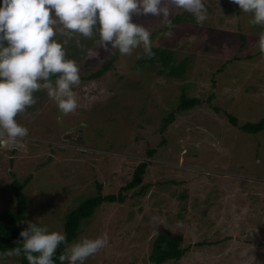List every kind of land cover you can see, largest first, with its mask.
Instances as JSON below:
<instances>
[{
    "label": "rangeland",
    "instance_id": "obj_1",
    "mask_svg": "<svg viewBox=\"0 0 264 264\" xmlns=\"http://www.w3.org/2000/svg\"><path fill=\"white\" fill-rule=\"evenodd\" d=\"M205 4L202 25L183 9H173L164 24L151 14H133L151 30L152 47L161 43L179 60L189 58L180 78L140 63L142 47L121 55L100 47L98 33L68 38L67 56L80 66L74 86L79 107L64 115L45 90L34 93L36 103L16 117L28 135L0 144V209L16 208L12 181L30 178L25 229L35 222L63 232L66 215L98 195V183L103 194L117 193L147 160L143 194L137 187L82 222L74 242L108 236L84 264H153L150 253L161 232L179 236L186 248L182 259L164 264H264V131L244 132L229 118L244 124L264 117L258 47L264 26L251 23L252 15L232 0ZM177 14L187 21L172 24ZM111 59L109 70L90 77ZM184 93L201 102L176 111L162 130ZM149 148H158L153 157ZM0 264L19 262L0 256Z\"/></svg>",
    "mask_w": 264,
    "mask_h": 264
},
{
    "label": "clouds",
    "instance_id": "obj_2",
    "mask_svg": "<svg viewBox=\"0 0 264 264\" xmlns=\"http://www.w3.org/2000/svg\"><path fill=\"white\" fill-rule=\"evenodd\" d=\"M251 23L264 26V0H232ZM173 9L191 13L198 25L207 20L205 0H0V144L15 143L29 129L17 120L36 103L35 92L45 90L64 115L79 107L74 86L80 84V66L68 58V38L99 35V46L131 55L143 48L152 57L151 30L133 21V14L160 17L167 23ZM57 35L64 36L58 40ZM264 54V36L258 40ZM97 53L89 49V55ZM55 77V79H53ZM6 137V138H5ZM21 247L7 255H23L29 264H56V250L65 243L61 262L84 264L108 243L105 233L67 244L66 233L50 231L47 225L28 222L20 232Z\"/></svg>",
    "mask_w": 264,
    "mask_h": 264
},
{
    "label": "trees",
    "instance_id": "obj_3",
    "mask_svg": "<svg viewBox=\"0 0 264 264\" xmlns=\"http://www.w3.org/2000/svg\"><path fill=\"white\" fill-rule=\"evenodd\" d=\"M182 20H186V18H182L181 15L177 14L172 24L181 22ZM172 28L173 26L170 25L166 27L165 30L167 31ZM240 36L245 39L242 34H240ZM243 45H245V43H243ZM152 50L155 55L148 57L143 54L142 58L139 60L140 63H150L152 67H156V69H158L159 74L167 75L172 78H180L183 76L187 70L186 67L189 63V58L179 60L176 53L171 48L161 46V43L159 46L152 47ZM117 53L119 54V51ZM237 57L239 58L240 56ZM248 58L253 59L254 55H249ZM112 61L113 59L107 60L104 65L99 70L92 73L90 77L94 78L103 75L112 66ZM53 79H55V77H53ZM250 88V85L245 88L247 94L249 93ZM212 97L214 96L212 95ZM177 99V108L176 110L174 109L175 111L164 117L163 124L161 125L162 130L166 129L168 124L174 120L176 111L191 109L201 102L199 98H189L186 93L181 94ZM229 118L233 125L238 126L244 132L259 134L264 131V117L258 121H248L244 124H239L234 115L229 114ZM163 142H166V140ZM157 151L158 148H149L147 150V154L149 157H153ZM149 164L150 162L147 160L140 162L135 167L131 180L125 185H122L117 193L103 194V184L98 183V195L86 198L66 215L63 232L66 233L67 236V244H72V242L78 238L82 222L91 218L95 214L96 209L103 203L109 201L123 202L125 201L127 195L137 187H140L137 193L143 194L147 188V186L142 184L143 177ZM29 180L30 178H26L24 181L15 178L10 184V187L14 190L16 208L13 209L12 207L7 206L0 209V256L10 257L6 253L13 251L16 247H21L22 245L21 240L23 238L20 236V232L25 229L23 221L25 220V215L28 210V198L25 188L27 187ZM186 196V193H182L181 195L182 198H185ZM65 247V243H61L56 250V255L54 256L56 264H68L67 260L63 262L59 260V255L65 252ZM185 253L186 248L182 246V241L179 236L161 232L158 234L153 244L152 251L150 253V260L153 264H164L171 260L178 261L182 259ZM11 256L16 258L19 264H29L23 253L19 256Z\"/></svg>",
    "mask_w": 264,
    "mask_h": 264
}]
</instances>
